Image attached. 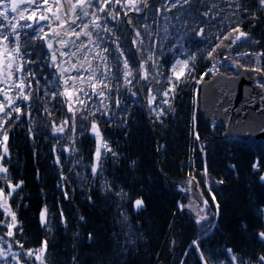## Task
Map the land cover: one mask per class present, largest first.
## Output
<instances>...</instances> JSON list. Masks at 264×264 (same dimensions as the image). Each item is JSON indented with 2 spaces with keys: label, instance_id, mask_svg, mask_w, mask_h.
<instances>
[{
  "label": "trees",
  "instance_id": "16d2710c",
  "mask_svg": "<svg viewBox=\"0 0 264 264\" xmlns=\"http://www.w3.org/2000/svg\"><path fill=\"white\" fill-rule=\"evenodd\" d=\"M92 4L89 9L100 17L96 20L100 27H93L95 17L88 23L98 47L86 64L109 87L99 96L89 87L95 81L87 78L83 84L79 82L77 90L83 88L91 97L74 92L87 103V109L81 111H77L81 105L76 95L71 99L60 95L65 91L62 78L55 75L43 40L32 32L35 27L26 30L28 37L17 40L12 30H7L16 20L0 17V23L8 25L0 32L6 31L7 42L20 43L25 58L22 74L17 71L11 79L0 75V89H11L8 95L22 110L12 112L10 123L4 125L8 153L0 163L8 172L0 177L8 180L0 178V188L18 227L13 229L14 236L6 235L11 216L0 207V221L4 222L0 224V249L6 253L0 256V264H40L25 253L40 248L45 240L46 264H201L200 252L209 264H230L227 249L255 264L264 255V240L257 235L264 231V184L258 180L264 172V139L245 142L223 137V126L207 122L199 112V83L217 72L237 74L238 65L264 69V56L257 55L264 53V6L259 0H147L145 7V0H138L133 7L126 0H112L100 12L102 0H92ZM78 15L86 18L81 12ZM236 25L249 34L251 43L241 40L208 58L207 52L219 43L218 37ZM201 29L203 35H196ZM114 40H118L123 56L115 50ZM224 43L228 45L230 40ZM149 54L152 60H147ZM102 55L107 56L106 62L100 59ZM125 58H130L133 73L127 86ZM186 59L193 71L176 81L172 65ZM146 60L147 81L140 79L143 70L139 69ZM5 71L7 74V67ZM169 77L176 88L167 97L170 106L161 105ZM21 81L26 85L23 94L31 93L29 100L17 99L19 88L14 85ZM149 87L156 95L152 108L163 106L166 110L160 119L149 107ZM69 104L75 112V132L71 130L74 112L68 110ZM82 111L95 115L83 120ZM65 120L64 131L53 132V125L60 126ZM93 122L100 137L91 131ZM104 142L117 155L101 148L100 167L93 175L96 148ZM257 163L259 167L254 168ZM191 177L207 197L202 213H207L208 219L201 223L196 216L201 208L190 190L185 191L190 189ZM9 181L12 185L23 182L10 197ZM140 197L146 207L135 212L133 203ZM180 204L193 207L181 210ZM216 204L218 215H214ZM45 207L47 226L42 227L40 213ZM194 241L199 242V249ZM14 253L19 261L13 258Z\"/></svg>",
  "mask_w": 264,
  "mask_h": 264
},
{
  "label": "snow or ice",
  "instance_id": "6c2138e0",
  "mask_svg": "<svg viewBox=\"0 0 264 264\" xmlns=\"http://www.w3.org/2000/svg\"><path fill=\"white\" fill-rule=\"evenodd\" d=\"M53 4L56 7V12H53V8L49 5V0H0V17H2L4 20H9L11 17V14L16 13L19 16V20H26V21H32L33 23H25L23 25H20L19 22L17 21L16 23L11 24V30L13 32V34L16 36L17 40L19 39V33L16 31V29L18 27H23V28H29V29H33L34 24H39V21L42 20H48L49 16L46 14H40L39 16L37 15V13L40 11L41 9V5H45L48 7H45L43 9L44 13H52L53 16H55L56 20H61V16L58 15L59 11L64 8V4L61 3V0H52ZM116 3H120V0H115ZM138 0H126L127 4H131L133 7L136 6ZM185 3L188 2V0H184ZM23 3H27L28 5H35V8L31 10L30 14L25 15V12L28 11V9H25L24 11H21L19 8L20 4ZM66 3L68 5V11L72 12V13H76V10L79 9L80 12L83 14V16H88L89 12L87 11V8H90L93 6L92 4V0H76L75 3H72V0H66ZM103 6L98 8V11L103 12L105 11V8L107 5H109L110 3H112V0H102ZM259 3L261 6H264V0H259ZM147 0H145V7H147ZM175 6V5H173ZM237 7H240V5H237ZM247 10V8L245 7V11ZM136 11H141V8L136 7ZM91 15H93L95 17V19L91 22L93 27L95 28H99L100 25L98 23H96V20H99L100 17L96 16V13L93 12ZM109 15H113L112 13H109ZM118 15V13L116 14ZM205 16H207V13H204ZM13 19H15V17H12ZM80 15H76L75 19H72L71 17H68V19L62 20V24L68 23V20H71V24H75L77 19H80ZM113 19H115V15H113ZM130 23V21H129ZM8 25L2 24L0 23V29H7ZM88 28V24L84 25V29ZM37 32H43V29H34ZM53 31V35L54 36H58L59 33L56 32V30H52ZM106 31L111 32V29H106ZM83 35L88 36L89 38H91V32L88 31H84L82 30ZM204 30L201 29L198 33H196V35L198 36H202L203 35ZM72 34H74L77 39L80 37L81 32H76L75 29H72ZM47 36L48 33H43L42 36H39L38 38L41 40H45L47 43V47L51 50L52 49V43L51 41L47 40ZM248 36L249 34L242 31L239 25H236L235 27H232L230 29V31L226 34L223 35L221 37H218L219 39V43L213 45L207 52V56L208 58H213L214 54H218V49L222 48V47H231L232 45H236L237 42L241 41V40H248ZM140 37V33L139 31L136 32V38L139 39ZM0 40L2 41H9V36L7 35L6 31L5 32H0ZM230 40V44L225 45V41ZM61 44V47L66 46L67 43H69L68 41H65L63 39L58 41ZM136 40L134 39L132 41L133 44H136ZM72 44H75V41H71ZM113 43L115 44L116 48L115 50L117 52L120 53L121 56H123V50L121 49V46L118 42V40H114ZM140 43H143V40H140ZM248 43H251L250 40H248ZM83 47V45L81 46ZM79 50V49H78ZM13 51H15L16 53H19V45H17V47L15 49H13ZM105 53L108 52V49L105 48L103 50ZM10 55V54H9ZM72 56H75L76 53L73 52L71 53ZM240 55H248V53H240ZM258 56H264V53H258ZM100 59L104 60L105 62L107 61V56H100ZM119 59V57H117V60ZM129 59L130 58H125L123 61L124 64V77H125V86H127L128 84H131L132 81L128 79L129 76H132V70L129 66ZM191 60H195L196 57L195 56H191L190 57ZM55 60H56V55L55 53H53L52 55V61L55 64ZM147 60H152V55L149 54V56L147 57ZM147 60L140 63L139 64V69L143 70V74L140 76L141 80H145L147 81L149 79V73L147 72L145 65L147 64ZM183 66L182 68H180V71L177 72V68L180 66ZM107 67V64L105 65ZM7 78L11 79L14 75L13 72V65L11 62H9L7 64ZM73 67L75 68L76 65H73ZM81 67H83V64H81ZM22 70V66L21 68H17L15 69V71H21ZM79 70V69H77ZM255 71H264V69L261 68H255ZM65 70L64 69H60L61 74H63ZM88 71L91 73V75L88 77L89 81H95L94 83H90L89 87H91L93 89V93L99 96H104V88H108L109 85L104 83L103 79H100L96 76V73L93 69H91V67H89ZM108 71L111 72V68H108ZM193 71V67L189 65V60H177L173 65H172V73H173V77L175 78L176 81H180L181 77H184L185 74L187 73L188 76L191 75ZM4 72V66L2 64V62H0V74H3ZM32 75H35L34 73H32ZM205 75H207V73H205ZM173 77H169V87L168 89H166L163 92V97L164 99L161 101V105L167 104L170 106V101L169 99H167V97H169L170 93L175 91L176 88V84L172 83V78ZM82 84L84 83L83 80L80 81ZM157 83H159V81H156ZM65 84H68V81L65 80ZM98 85H101L102 87H99L98 89ZM15 87L19 88V92L17 93V99L18 100H29L31 97V93H28L27 95L23 94L24 93V89L26 87V85L23 83V81H21V83L14 85ZM264 86V85H262ZM73 88H75V83H73L72 85ZM98 89V90H97ZM11 89L5 90V89H0V95L4 96V100L0 101V113L3 114L2 117H0V132L3 133V140L0 141V143L3 144V154H0V161H3L8 153V147H7V141H8V134H7V129H5L4 125L10 123L11 121V117H12V112H16V113H20L22 110L19 107H16V101L13 100V98L11 96L8 95V91H10ZM148 91V104L149 107L151 108V110L153 112H155L156 114V118L160 119V117L164 114H166V110L163 108V106H161L159 108V110H157L156 108H152V105L156 102V95L153 94L152 88L149 87L147 89ZM78 93H82L84 96H88L89 99H91V97L89 96L88 92L84 91L83 88L78 89L77 90ZM53 98H55L56 93H53ZM60 95H67L70 99L76 95V99L78 101V103L81 105L80 109H77V111H81V110H86L87 109V103L83 100H79V96L74 93V92H70L67 89H65L64 93H61ZM133 95H135V93H133ZM10 109V110H9ZM47 111V109H45ZM69 111H73V107L71 104H69L68 107ZM89 115H95L94 113L88 112L87 115L83 114L82 111V119L83 120H87ZM17 119H19V116L16 117ZM68 124V120H65L62 122V124L60 126H56L55 124L53 125V132L55 133H62L64 131L65 126ZM73 132H75V112L73 114L72 117V129ZM84 129H81V132H83ZM91 131L97 136L100 137V133L98 131V126L95 122L92 123L91 125ZM199 138V136L197 135V139ZM101 148H104V150L106 152H110L112 153V155L115 157L117 154L115 152H113V150L107 146V143L104 142L102 145L98 144L97 148H96V152H95V163L93 164V167L91 169L92 174L95 175L97 174L98 168L100 167V161L102 158V152H101ZM134 163V162H133ZM254 168L259 167V164H254L253 165ZM8 169L2 164L0 163V173H7ZM204 177L206 179L207 182V168L205 166L204 169ZM2 179L8 180L7 176L4 177H0ZM261 179H264V176L261 177ZM22 181L12 185L9 181V187L11 188V191L8 193V196L10 197L12 195L13 192H15L16 189L20 188V186L22 185ZM194 183H196L195 177H191L188 180V184L189 185H193ZM220 183H223V181H220ZM190 189H185V191H188ZM117 195H121L120 193H117ZM126 195V194H125ZM121 199H123V196H121ZM213 202H215L216 197L215 195L212 196ZM207 200L204 201V204L207 205ZM134 208L136 210L141 209L144 206V201L142 199H136L134 202ZM0 207H2L4 209V212L6 214H10L11 216V221L12 223H8L7 227H8V232L6 233L7 236L12 237L14 236V232L13 229L18 227L16 221V215L14 212L10 211V208L7 205V200L4 196V190L3 188H0ZM178 207L183 210L186 207H193V205L189 204V205H183L180 204L178 205ZM217 207V213H215L214 215H218V209H219V205L216 204ZM201 212H203V209H201V211H198L196 213L197 216V223H201L204 220L208 219V214L204 213L201 214ZM81 219H83V217H81ZM124 219L126 220L127 217L125 216ZM3 221H0V224H3ZM40 223L42 225V227H46L47 226V208L45 207L41 213H40ZM242 229H246L247 225H241ZM258 237L261 240H264V231H260L257 233ZM91 234H89V239H91ZM2 239V238H0ZM19 243V242H18ZM193 244L197 247V249H199V242L198 241H194ZM9 250L11 249V245L8 246ZM21 248H23V245L21 244ZM47 248H48V241L45 240L43 241L42 245L40 248L38 249H28L26 251V255L31 258V257H35L36 261H39L40 264H46V254H47ZM227 252L230 254V264H251V262H246L243 261L240 257H238L236 254L233 253L232 249H227ZM6 253L3 249H0V256H4ZM13 258L17 259L18 261L20 260V257L18 254H13ZM200 258L202 261V264H208V257H206L204 255L203 252H200ZM75 260V257L73 258ZM255 264H264V255H261L258 260L255 262Z\"/></svg>",
  "mask_w": 264,
  "mask_h": 264
},
{
  "label": "water",
  "instance_id": "95a60500",
  "mask_svg": "<svg viewBox=\"0 0 264 264\" xmlns=\"http://www.w3.org/2000/svg\"><path fill=\"white\" fill-rule=\"evenodd\" d=\"M237 69V74L217 72L199 83V112L207 122H219L225 138L236 137L245 142L264 139V86L257 83L264 80V71L241 65ZM190 193L201 206L204 195L197 180L190 185ZM145 207L144 202L141 209ZM199 260L202 264L200 256Z\"/></svg>",
  "mask_w": 264,
  "mask_h": 264
},
{
  "label": "rangeland",
  "instance_id": "374dc122",
  "mask_svg": "<svg viewBox=\"0 0 264 264\" xmlns=\"http://www.w3.org/2000/svg\"><path fill=\"white\" fill-rule=\"evenodd\" d=\"M75 2H76V0H72V3H75ZM61 3L65 5L64 8H62L58 13V15L61 16V20H56L55 16H53L52 13L50 16V20H51V22H53V20H54L55 22L58 23V27L55 29L53 28L60 35V37H58V39L59 40L63 39L65 41H68L69 43H67L66 46H64V47H61V46L58 47L57 46L56 51L54 50L55 47L52 45L53 52L51 55H53V53H55L56 60H55V64L53 63V61H51L50 63L52 64L51 66H53L55 68V75L59 74L58 76L60 78H62L64 90L67 89L70 92H75V91H77L79 82L81 80H83V81L86 80L89 77V75H91V73L88 71L89 68H88L86 63L88 61H90V59L88 57H90L93 49L98 47V45L96 44V41L94 40L92 35H91V38H89L88 36L83 35V32H82V30L90 32L88 28L84 29V25L88 24L89 21H91L94 18V16L91 15L94 11L87 8L89 15L86 16V18L77 19L75 24H71V20H68V23L62 24V20L68 19V17L75 19L76 15H78L80 13V10L77 9L76 13H72V12L68 11V5L66 3V0H61ZM50 6L53 8V12H56V7L53 4V2H50ZM19 8L21 11H24L25 9H28L30 11L33 9L32 6L24 7L22 5ZM26 13H28V11L25 12V15H26ZM17 21H20L19 17H18ZM42 21H45V20H42ZM130 25H131V23H130ZM73 28L75 29L76 32H81V35L78 39H77V37L72 36V29ZM53 29H51V30H53ZM73 40L75 41V44L71 43V41H73ZM1 43H2V41L0 40V46H1ZM82 45H83V47H81ZM73 52L76 53L75 56L71 55V53H73ZM4 53L8 56L9 54H12V51L8 50V48H6V47H4V48L0 47V62H2V64H3V62L5 61V63H4L5 65H3L4 66V72L2 75L6 74L5 73L6 72L5 67L7 66V64L9 62H11L13 65L12 70L14 72V75L12 78H15L16 72H17V71H15V69H17L19 67V64L15 59H13V60L11 59L13 57H11L10 59L8 58L6 60L2 55ZM81 64H83V67H81ZM73 65H76V67L74 68ZM60 69L65 70L63 72V74H61ZM77 69H79V70H77ZM207 72H208V70H207ZM6 78H7V75H6ZM65 80L68 81L67 85L65 84ZM73 83H75V88L72 87ZM189 187H190V185H189ZM199 188H200V186H199ZM208 190H210V189L208 188ZM194 200L198 203V201L196 199H194ZM205 200H207L206 196H204V201ZM204 205L205 204L203 202V204L200 207L198 206L199 209L204 208L205 207ZM201 209H200V211H201ZM201 214H203V213L201 212ZM4 256H6V255H4Z\"/></svg>",
  "mask_w": 264,
  "mask_h": 264
},
{
  "label": "flooded vegetation",
  "instance_id": "af4514ba",
  "mask_svg": "<svg viewBox=\"0 0 264 264\" xmlns=\"http://www.w3.org/2000/svg\"><path fill=\"white\" fill-rule=\"evenodd\" d=\"M50 2H52V0H49V5L48 6H50ZM24 6V7H29V6H32L33 7V9L35 8V5H28L27 3H23V4H20L19 5V7L20 6ZM48 6H45V5H41V9H40V11L37 13V15L39 16L40 14H46V15H48L49 16V19L48 20H45V21H39V24H34V29H40V28H42L43 29V32H37V31H35L34 29L32 30V32H36V34L38 35V37H39V34H40V36H42L43 35V33H48V36H47V40H49V41H51V43H52V45L55 47L54 48V50L56 51V47L58 46V47H60L61 46V44L58 42L59 41V39H58V37H60V35H58V36H54L53 35V31L51 30V29H55V28H57L58 27V23L57 22H55L54 20H53V22H51V20H50V16H51V13H44V11H43V9L45 8V7H48ZM30 12H31V10L29 11L28 10V13H26V15H28V14H30ZM12 17H15V23L17 22V20H18V14H16V13H13V14H11V17H10V19L8 20V22H11V21H14L13 20V18ZM7 22V23H8ZM19 22V24L20 25H23V24H25V23H33L32 21H26V20H20V21H18ZM8 31H11V29H7ZM17 30H18V33H19V40L21 39V37L22 36H29L28 35V33L26 32V30H29V28H23V27H18L17 28ZM37 39H39V38H37ZM41 40V39H40ZM2 41V40H1ZM43 42H44V45H45V47L47 48V50H49V56H48V59H49V61L51 62L52 61V52H53V50L51 49H49L48 47H47V43H46V41L45 40H43ZM17 45H19V47H21L20 46V43L18 42V44H11V43H9V42H7V41H2V43H1V48H4V47H6V48H8V50H11L12 51V54H10V55H6L5 53L4 54H2L3 55V57L7 60L8 58L10 59L11 57H13V58H11L12 60L13 59H15L17 62H18V64H19V67L20 66H23L25 63H24V61H25V58H24V56L22 55V53L19 51V53H16L15 51H13V49H15L16 47H17ZM5 63V61L3 62V65H5L4 64ZM50 65H51V63H50ZM23 71H24V69L22 68V70L20 71V74H22L23 73ZM2 75V74H1ZM5 75H7V74H5ZM2 76H4V75H2ZM257 83H260V84H262V85H264V80L263 81H258ZM262 176H264V172H262L260 175H258V180L260 181V183H262V184H264V179H261V177ZM201 190V189H200ZM202 192V191H201Z\"/></svg>",
  "mask_w": 264,
  "mask_h": 264
},
{
  "label": "clouds",
  "instance_id": "9594fccd",
  "mask_svg": "<svg viewBox=\"0 0 264 264\" xmlns=\"http://www.w3.org/2000/svg\"><path fill=\"white\" fill-rule=\"evenodd\" d=\"M200 207V206H199Z\"/></svg>",
  "mask_w": 264,
  "mask_h": 264
}]
</instances>
